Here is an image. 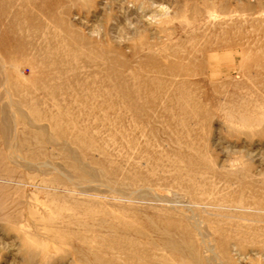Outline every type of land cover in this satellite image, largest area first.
Instances as JSON below:
<instances>
[{
    "label": "rangeland",
    "instance_id": "obj_1",
    "mask_svg": "<svg viewBox=\"0 0 264 264\" xmlns=\"http://www.w3.org/2000/svg\"><path fill=\"white\" fill-rule=\"evenodd\" d=\"M36 1L0 0V9L12 12L1 19L0 33L12 34H0V87L16 83L21 89L9 93L13 100L34 99L44 121L24 138L39 137L34 147L46 152L37 161L15 157L2 166L29 180L0 182L7 193L0 264H264V0ZM14 9L21 16L14 18ZM11 19L19 27L9 32L3 26ZM11 112L5 108L15 147L13 137L24 138L14 131ZM24 112L30 114L28 107ZM122 130L142 155H151V162L139 160L140 177L159 162L150 183L106 174L132 170L115 133ZM89 138L111 142L105 174L93 163L104 155L87 153L94 181L70 167V154L86 159L80 141ZM55 177L57 190L41 187L40 180ZM196 184L212 201L192 200L186 189ZM80 200L92 209L89 227L105 237L109 211L160 214L165 205L176 206L173 215L187 216L191 225L183 221L188 231L174 236L194 259L174 258L162 246L149 257L111 256L100 237L75 234L81 230L69 208Z\"/></svg>",
    "mask_w": 264,
    "mask_h": 264
},
{
    "label": "bare ground",
    "instance_id": "obj_2",
    "mask_svg": "<svg viewBox=\"0 0 264 264\" xmlns=\"http://www.w3.org/2000/svg\"><path fill=\"white\" fill-rule=\"evenodd\" d=\"M33 1L37 2L36 0H33ZM48 1H50V0H48ZM48 1H45V2H48ZM7 3H9V2H7ZM10 3H11V1H10ZM1 6H3V9L2 8L0 9V26H2V24H3L1 19L4 16H7L9 14V12H11V10L8 9L10 7H6V5L5 6L1 5ZM12 6H14V5H12ZM18 6H19V4H18ZM4 7H6V8H4ZM22 7H24V5ZM45 7H46V5H45ZM15 9H14V11H16V12H14L13 15H14V18H17L18 15H20L23 12L21 11L19 13V11L15 10ZM15 27H19V26H16L15 25V20H12V19H11V22H9L5 26H3L4 30H7L9 32H10V29H13ZM0 34H12V33L1 32ZM49 34H52V33H49ZM15 84H10V85L6 86L3 83V85L0 87V88L3 87V92L6 93L5 94L6 97H0V182L3 183V181H4V183H6V182H9V181L11 182V180H13V179H16V182H17V180L18 181H25L26 180V183L28 184V180H29L28 178L24 179L25 176L24 177L18 176V177L14 178L10 174L12 172H10V173L9 172L8 173L2 172V171H5V170H3L4 167L2 168V166L6 165V161L13 160V159H15V157H16V159L17 158L22 159V160L26 159V160H28L30 162H33V161H37L38 159L46 156V152L43 149H41L39 146L34 147V143L36 145L40 144L41 141H40L39 137L38 138L34 137L33 140H28L27 138H24L25 135H28L29 133H31V132L28 131V129L30 127L31 128L37 127L38 123L41 120L44 121V119H43L42 116H40L38 114L37 106L35 105L36 102L34 101L33 98H31V99L20 98V99H17V100H13L12 99V97L9 95V93L11 94V92L19 91L21 89V88H19V90H18V87ZM121 97H122V99L124 98V96H121ZM6 107L13 108V112H11V113H12V117L14 118V121H15V122L13 121L14 122V127L13 128H15L14 131L15 132L18 131V128H19L20 129L19 132L21 131L20 133L23 135V138H24L23 142H22L21 141V137L19 139H18V136L17 137L16 136L13 137L14 141L16 140L17 143H18V140H19V143L17 144L18 146H15V147L11 146V141H13V139H10L9 136H8V131L10 132L9 128L11 126V122H9V119L4 114ZM25 107H28L30 114H28L27 112H24V108ZM113 107L114 106L112 105L109 108L112 110ZM132 113H133L132 114L133 115L132 118L135 121V113L134 112H132ZM52 116L53 115H50L49 120L51 119L55 123L54 117H52ZM77 124H75V125H77ZM134 125H135V123H134ZM35 129H38L39 132H43L41 130L42 128H35ZM65 131L66 130H64V132ZM99 131H100V133H102L101 129ZM122 132H123V130L121 132H115V133L118 135L120 146L121 147H125L128 150V153L126 154V157H127L126 159L130 160V161L132 160V164H131L132 170L131 171H126L124 173H121L120 170H119L120 168H115L114 167V168H111V169H107L108 173L106 172V174H108L110 176L112 175V177H115L116 175L119 174L120 176H117L118 179H120V178L121 179H127L129 181V183H131L132 185L140 183V182L142 183V185H143V183H150L151 176H153L155 174L154 171H156L154 166H158L159 162L157 164H155L156 163L155 161L152 162L153 165H152V167H150V170L148 172L149 176L140 177L141 171L139 169L140 166L138 165V162L143 157L146 159V161L151 162V155H150V153H147L146 155L145 154L142 155L143 153H140L138 151V149H137L138 143H137L136 139L132 140V139H130L131 136L128 135V133H125V132L122 133ZM52 134H54V133H52ZM84 134H85V132H84ZM109 140L112 141L113 143H116L117 137H114L113 135H111ZM109 140L106 141V140L101 139V138L100 139L99 138H92L91 140L89 138L88 142H84V141L81 140L80 141V145H81L80 148L83 151V153L85 154L84 156H86V159L83 156H77L75 153L74 154H70V156H71L70 158H71V161H72L70 167L73 169V172L76 173L77 175H79L80 177L85 178L86 180L94 181L95 178H96V174L97 173L93 172L90 168H88L87 167V166H89L88 163L87 164H85V163L88 162L87 160H89L87 158V156H88L87 153L89 151H91L92 149H95V150L97 149L101 155H104V159L101 160V162H96L98 160H96V161L93 160V163L100 165L99 169H98V172H99L98 175H100L102 173L105 174V170H106V167H107V166L105 167V163L110 162L112 160L110 158L111 156L106 152L107 146L111 143V142H109ZM22 143H24V144H22ZM115 145L116 144H114V146ZM25 151H26V154H23V152H25ZM89 158L91 159L92 157H89ZM164 162H166V161H164ZM160 164L163 165L162 162ZM160 168H159V170H160ZM168 175H169V173H168ZM56 180H57V178L55 177L51 181H46V180L42 179L39 182H40L41 187H43V188L49 187V189L51 188L52 190H54L53 188H55ZM39 182H37V183H39ZM110 182H111V180H107L106 186L108 188H110L111 191L116 196H118V197H115V199H120L122 193L121 194L119 193V189L117 187L110 186V184H111ZM13 183L15 184V182H13ZM170 184H172V183H170ZM35 186H36V183L34 184V187ZM201 186H203V185H199V184L197 185L196 184L195 186H189L186 189V192L192 195L191 196L192 200L196 204L197 203H201L202 201L210 202V200H211L210 199L211 196H209V194L211 192L208 193V192H206L207 190H205V191L201 190ZM215 187H217V186H215ZM56 188H58V187H56ZM156 188H157V186H156ZM124 189H126V188H124ZM216 190H217V188L215 189V191ZM156 194H157V192H156ZM6 199H7V193L5 191V188L2 185H0V211H2L3 209L6 208V204H5ZM124 199H126V198H124ZM158 199L159 198H157V200ZM82 204H83V202H81V200H80L79 203L75 202L72 205V207L69 208L70 211H71V215H70L71 218L74 219V223L75 224L79 223V226H80L79 229L81 230V231L75 232V234L77 236H79L80 238H82V239L83 238L87 239L89 237L94 238L96 236L100 237L101 240L103 239L102 243H107V246H110V251L109 252L112 254L111 256L118 257V256H122V255L131 254V256L133 257V256H139L140 253L144 252V254H145L144 257H149V255L147 253L151 252L150 256H152L153 255L152 250L158 248V246H162L163 249L169 250V252H171V254H172V256L174 258L180 259L183 255L186 256L185 254H183V251L181 250L182 249L181 244H180L181 241H179L174 236V233H176V232L177 233L184 232V230H185V232H187L188 230H187L186 226H188L187 225L188 223L191 225V222L188 220L187 216H184V219H181V218H176L173 215L174 213L178 212V210L175 208L176 206L173 207V206L165 205V207L162 208V212L160 214L151 212L150 210H147V209L146 210H141V211H144V213L141 214L140 210H138V209L137 210H132V208H130L131 216H127L126 214L128 212L123 210L122 207L119 208V211H117L118 212L117 214H116V212L114 213L112 211H109V212L106 213V218L109 220V222H108L109 224H108V226H105L106 233H107L106 235L108 237L107 236L105 237L104 234L99 233L98 231H93L91 229V227H89L88 223H91V222H87L88 219H93L94 218L93 213L91 212L92 209H89V204H86V207L82 208L81 207ZM105 207H106V205H105ZM78 214L81 215L80 218H78ZM202 214H204V213H202ZM78 219H80V220H78ZM183 221L186 223V226H185ZM135 223L136 224H140L141 226L147 227L149 229V234L145 235L143 229L141 227H139L138 225L135 226L134 225ZM195 224L197 226V223H195ZM193 227L197 228L195 226H193ZM101 230L103 231V229H101ZM217 230H219V229H217ZM195 231L196 230H194L193 232H195ZM200 235H201V233H200ZM92 240H94V239H92ZM140 245L147 246V247L150 248V250L151 249L152 250L151 251L150 250L149 251H142L143 249L140 250V248H139ZM186 257L192 259L194 257V254L189 253V255L186 256ZM152 258H154V257H152Z\"/></svg>",
    "mask_w": 264,
    "mask_h": 264
}]
</instances>
